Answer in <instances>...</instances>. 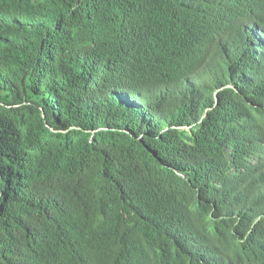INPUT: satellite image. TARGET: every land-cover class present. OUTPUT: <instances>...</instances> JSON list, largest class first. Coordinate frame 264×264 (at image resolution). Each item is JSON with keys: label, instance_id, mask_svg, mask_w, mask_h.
Instances as JSON below:
<instances>
[{"label": "trees", "instance_id": "1", "mask_svg": "<svg viewBox=\"0 0 264 264\" xmlns=\"http://www.w3.org/2000/svg\"><path fill=\"white\" fill-rule=\"evenodd\" d=\"M0 264H264V0H0Z\"/></svg>", "mask_w": 264, "mask_h": 264}]
</instances>
